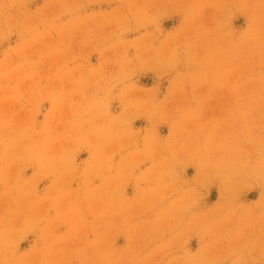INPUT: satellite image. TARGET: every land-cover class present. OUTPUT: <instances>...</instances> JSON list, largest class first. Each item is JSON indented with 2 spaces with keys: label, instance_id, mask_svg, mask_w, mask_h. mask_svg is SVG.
Listing matches in <instances>:
<instances>
[{
  "label": "rangeland",
  "instance_id": "1",
  "mask_svg": "<svg viewBox=\"0 0 264 264\" xmlns=\"http://www.w3.org/2000/svg\"><path fill=\"white\" fill-rule=\"evenodd\" d=\"M0 264H264V0H0Z\"/></svg>",
  "mask_w": 264,
  "mask_h": 264
}]
</instances>
